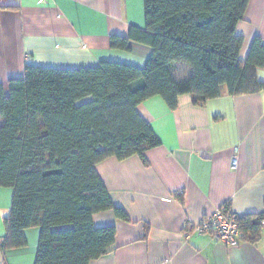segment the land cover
I'll return each mask as SVG.
<instances>
[{
	"label": "trees",
	"instance_id": "16d2710c",
	"mask_svg": "<svg viewBox=\"0 0 264 264\" xmlns=\"http://www.w3.org/2000/svg\"><path fill=\"white\" fill-rule=\"evenodd\" d=\"M248 0H144L145 28L110 35L114 48L149 45L143 67L101 60L93 66L26 63L23 75L0 84V186L13 189L2 248L26 244L24 229L40 228L34 264H89L109 252L114 225L96 226L93 214L116 206L96 163L124 159L160 140L139 113L160 95L170 108L189 93L195 104L221 95L259 91L264 42L255 36L246 59L236 33ZM225 206V205H224ZM227 207V206H226ZM228 208V207H227ZM264 210L238 214L240 232L255 240Z\"/></svg>",
	"mask_w": 264,
	"mask_h": 264
},
{
	"label": "crops",
	"instance_id": "0c3cea01",
	"mask_svg": "<svg viewBox=\"0 0 264 264\" xmlns=\"http://www.w3.org/2000/svg\"><path fill=\"white\" fill-rule=\"evenodd\" d=\"M145 28L144 0H0V84L23 75L26 63L50 67L93 66L111 60L143 67L152 48L110 35ZM236 33L245 60L255 36L264 42V0H248ZM264 82V67L257 69ZM160 140L124 159L109 156L96 170L116 206L93 214L96 226L116 228L112 249L89 264H264V218L255 239L240 232L227 245L195 225L220 206L237 214L264 210V87L195 104L189 93L170 108L160 95L138 104ZM236 164H232L233 158ZM13 189L0 186V241L6 234ZM26 244L2 248L0 264H34L40 228L24 229Z\"/></svg>",
	"mask_w": 264,
	"mask_h": 264
},
{
	"label": "built area",
	"instance_id": "2783aa9c",
	"mask_svg": "<svg viewBox=\"0 0 264 264\" xmlns=\"http://www.w3.org/2000/svg\"><path fill=\"white\" fill-rule=\"evenodd\" d=\"M236 164V158L232 160ZM238 214L230 211L226 206H220L210 214L204 216L195 225V230L199 233H209L216 240L227 245H234L238 241L240 224Z\"/></svg>",
	"mask_w": 264,
	"mask_h": 264
}]
</instances>
